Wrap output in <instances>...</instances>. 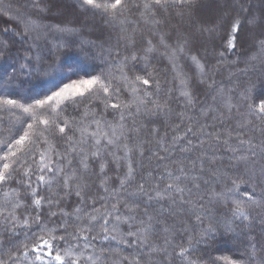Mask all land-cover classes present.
I'll list each match as a JSON object with an SVG mask.
<instances>
[{"label":"snow or ice","instance_id":"1","mask_svg":"<svg viewBox=\"0 0 264 264\" xmlns=\"http://www.w3.org/2000/svg\"><path fill=\"white\" fill-rule=\"evenodd\" d=\"M199 2L200 0H78V6L82 11H90L112 21L119 20L121 25H131V32L127 27L121 28L122 35L118 37V42L125 41V48L135 49V35L141 24H151L153 27L160 25L162 20L157 19V16L168 13L170 9H178L177 14L181 16L186 11L189 16H192ZM210 3L217 5L220 13L216 23L202 30L216 31L227 22V49L235 51L238 44L250 40L254 51L246 63L251 67H255L256 64L264 66V13L259 17L247 15L250 6L244 7L241 0H231V3L230 0H210ZM234 9L235 15H233ZM133 10H136L138 19L134 20L125 16V13ZM245 22L249 26L246 36L242 35ZM34 30L33 24L25 23L24 32L20 34L30 36ZM151 35L155 36L157 33L152 32ZM35 38L39 39L40 36L37 35ZM158 43L164 49L161 54L168 58L173 70L176 69V61L181 56L189 55V51L186 50L187 39L181 40L178 37L176 43L171 45L164 35H160ZM146 44L147 46L142 50L131 51L130 54L122 57L120 48L117 47L115 51L117 58L113 60L112 67L107 73L103 71L95 75L86 73L87 78L72 81L70 84H64L63 87L54 83L52 88L56 90L49 89L48 94L43 96L20 99H12L9 96L0 97V112L18 113L16 119L20 121L21 127H24V122L27 121L26 128L18 138L9 143L0 141V151H4V154L0 156V189H2L0 191L2 220L0 222L8 232H15L21 227L30 228L32 225L38 229V234L32 233L31 246L26 243L21 246L22 251L20 249L15 252L9 251L7 259H0V264H97L100 256L95 251H88L89 242H85L81 247L80 241H87L86 234H91L97 225L99 226L97 237L102 236L105 240L117 239L114 233L119 231L121 223H128L129 227H132L139 204L124 203L122 197L135 182L137 170L143 168V158L148 152L145 145L151 144L153 140H155V150L148 155L150 161H164L166 159L164 154H171L176 145L188 134L205 136L210 143L222 142L228 146L238 163L247 165L249 159L257 155L264 159V139L257 144L252 136L244 139L242 131L254 126V122H258L261 125L260 131L264 134V92H256L254 85L246 87L240 93V100L245 111H237L239 119L236 128L241 131L228 130L226 135H221L222 129L208 132V123H199L198 118L188 116L189 124L184 133L174 135L170 143L165 139L167 132L160 135L159 129L155 126L151 129L152 139L139 140L140 131L146 125L138 123V117H151L158 113L167 114L172 111L168 100L160 102L161 82L155 78L153 72L142 69L143 74L130 76L127 70L130 63L135 67L139 61H143L144 67L147 68L149 58L157 51V47L152 39H147ZM0 48L7 49V43L0 42ZM140 51L143 55L138 54ZM220 55L223 56V53ZM191 59L200 70L202 77L200 82L206 84L209 90L215 89L216 94L212 96L213 102L219 98L223 101L222 107L227 109L228 116L221 111L218 123L231 119L232 109L236 107L232 102V89L217 87L216 80L213 78L216 69L208 67L205 71L206 66L200 64L196 56H191ZM221 62L218 60L217 64ZM30 65L29 60L28 63H21L19 67L22 71H31ZM49 67L52 73L61 71L59 57L56 63ZM247 70L245 68L240 71ZM52 73L46 71V75ZM209 73L212 75L209 76ZM13 75L15 71L10 74V78ZM176 79H179L180 84L186 88V80L182 78L180 72H177ZM153 85L155 91L150 90ZM124 94H127V100L122 99ZM180 95L185 98L183 110L177 113L182 124L187 112L196 107V101L188 91H181ZM78 97H92L103 105V110L97 114L94 109L86 107L79 119H62L60 112L69 103H77ZM109 111L118 115V119L107 120L106 115ZM217 111L216 107L209 105L201 109L200 117L207 120ZM129 118L131 123H128ZM212 119L217 118L212 116ZM181 124L173 125V129L178 131ZM197 124H199L198 127H196ZM233 140L237 142L236 147L232 146ZM187 143L189 146L192 145L191 140ZM204 143L205 140L201 139L200 146L202 147ZM243 146H247L245 151H241ZM184 150L188 151L190 148ZM134 154H137L140 159L133 160ZM204 155L206 153L202 152L201 156ZM108 156L112 157L116 168L122 170L117 176L119 183L115 185L105 174L109 166V161L106 159ZM97 163L99 172L95 174L99 177V183L95 187L102 190V194L101 191L90 192L89 189L93 185L86 179V174L90 171L94 172V166ZM210 163L215 161L212 160ZM201 171H203V163H201ZM152 175L151 171L146 173L148 178ZM165 176L168 182L163 185V188L159 183L148 187L142 181L137 184L134 195L146 197L148 202L170 200L175 204L179 200L181 204L191 206L197 203L199 197H186L190 196L193 188L199 190L201 184L196 182L197 177L190 176L183 163L177 164L176 169L165 166L160 177L163 179ZM255 177V172L248 179H244L242 175L239 179H232L231 187L224 186L220 191L212 190L208 195L225 206L230 204L234 218L249 220L253 207H264V198L256 199ZM259 177L261 182H264V165L259 169ZM185 181L191 183V188ZM13 184L15 187L12 186ZM241 185H249L251 190L244 191L241 196ZM42 191L46 194L42 195ZM72 193L78 198L79 203L72 212H68L60 205ZM110 201L115 203L109 205ZM98 203L100 207H97ZM122 203L129 215L120 214L119 208ZM45 207L48 210L47 220L43 218ZM21 208L25 213L22 219L18 215ZM58 216L63 218V222L54 223V226L50 228L49 223L54 222L53 218ZM144 216L147 217V222L140 220V227H137L135 231L121 233L120 239L125 244L129 242L132 245L139 244L146 249L150 258L148 264H172L173 259L177 258L180 264H201L200 259L193 258L192 253L205 238L217 232V228L209 224L201 231L200 237L195 242L189 237L187 246H182L174 244L177 233L165 225L161 229L164 235L159 242H156L152 239L155 232L151 223L155 217L148 213L147 207L144 209ZM68 219H73L77 224L74 233L67 232ZM196 220L202 223L200 216H196ZM80 224L84 226L81 227ZM57 233L61 234L57 235ZM68 237H71V240ZM129 264H142V262L139 257H136ZM232 264H264V256L257 259L253 248L247 262L234 261Z\"/></svg>","mask_w":264,"mask_h":264},{"label":"trees","instance_id":"2","mask_svg":"<svg viewBox=\"0 0 264 264\" xmlns=\"http://www.w3.org/2000/svg\"><path fill=\"white\" fill-rule=\"evenodd\" d=\"M241 2L246 8L250 6L247 15L259 17L264 13V0H241ZM177 12L178 9H170L166 14H159L157 19H161L162 22L158 26L141 24L135 35L136 48L132 49L125 48V41L118 42V37L122 35L121 28L127 27L131 32V25H121L119 20L112 21L90 11H82L78 6V0H0V42H6L8 45L7 49L0 48V53H2L0 54V97L9 96L12 99H20L21 97L43 96L48 94L49 89L56 90L52 88L54 83L63 87L64 84L87 78L86 73L89 75H95L101 71L107 73L112 67L113 60L117 58L115 56L117 47L120 48L122 57L130 54L131 51L142 50L147 46V39H152L157 51L150 56L147 68L144 67L143 61H139L135 67L130 63L127 70L130 76L138 73L143 74L142 69L153 72L155 78L161 82L160 102L168 100L172 111L167 114L158 113L151 117H138V123L146 125L141 129L138 139H152L151 129L155 126L159 129L160 135L167 132L165 139L170 143L174 135L184 133L189 124L188 116L198 118L199 123H208V132L222 129L221 135H226L228 130L241 131L236 128L239 119L237 111H245L240 100V93L252 85L255 86L256 92H264V66L256 64L255 67H251L246 63L254 51L251 41L245 40L238 44L235 51H231L227 49V22L216 31H203V28H210L216 23V18L220 13L217 5L210 3V0H200L199 6L192 16H189L187 11L183 16L178 15ZM233 15H235V9ZM125 16L134 20L138 19L136 10L125 13ZM25 23L35 26V30L31 32L30 36L20 34L24 32ZM248 27L245 22L242 35H247ZM152 32H156L157 35H151ZM37 35L40 36L39 39L35 38ZM160 35H164L171 45L176 43L178 37L188 41L186 50L189 51V55L181 56L176 61L175 70L168 58L161 54L164 49L158 43ZM221 53L223 56L220 55ZM138 54L143 55V52L140 51ZM191 56H196L199 63L206 66L205 71L208 67L216 69L213 78L216 80L217 87L223 86L226 90L232 89V102L236 107L232 109L231 119L218 123L221 111L225 116H228L227 109L222 107L221 99L218 98L213 102L212 96L216 94L215 89L209 90L206 84L200 82L202 79L200 70ZM57 57H59V66H62V70L52 73L49 65L56 63ZM29 60L32 70H20V64L28 63ZM218 60L222 62L217 64ZM245 68L248 70L240 71ZM14 71L15 75L10 78V74ZM46 71L52 74L46 75ZM177 72H180L182 78L186 80V88L180 84L179 79H176ZM211 75L212 73H209V76ZM150 90L155 91V86L153 85ZM181 91H188L196 101V107L187 112L182 124L177 116V113L183 110L185 103V98L180 95ZM127 98V94L122 96V99L127 100ZM76 99L77 103H69L60 112L62 119H79L86 107L94 109L97 114L103 110V105L93 100L92 97ZM209 105H213L218 111L212 113L205 120L200 117V111ZM149 108H151V104H149ZM16 115L18 113L0 112V141L9 143L23 133L27 121L24 122V127H21ZM212 116H216L217 119H212ZM114 118L118 119V115L109 111L106 119L112 121ZM128 123H131L130 118ZM175 124H181L178 131L173 129ZM198 126L199 124L196 125V127ZM260 128L261 125L254 122V126L242 130L243 138L247 139L252 136L255 138V143L259 144L261 139H264ZM235 131H233V135H235ZM201 139L205 140L202 147L200 146ZM188 140L192 141L191 146L188 145ZM232 146H237L236 140H233ZM145 147L148 152L143 158V168L137 170L135 182L122 197L124 203L139 204V209L135 213L136 220L132 222V227H129L128 223H121L119 231L114 233L117 235V239L105 240L102 236L97 237L99 227L97 225L91 234H86L87 241H80L81 247L85 242H89L88 251H95L100 256L97 264H129L136 257L141 259L142 264H148L150 258L146 249L139 244L132 245L130 242L125 244L120 239L121 233L135 231L137 227H140V220L147 222V217L144 216L146 207L148 213L155 217L151 223L155 232L152 239L156 242H159L164 235L161 229L165 225L177 233L174 244L182 246H187L189 237L195 242L207 225L212 224L217 228V232L205 238L197 246V250L192 253L193 258L198 257L201 264L247 262L253 248L256 251L257 259L264 256V207H253L249 220L237 219L232 216L230 204L225 206L208 195L212 190L220 191L224 186L231 187L232 179H239L242 175L244 179H248L255 172L256 199L264 198V182H261L259 177V169L264 165V159L257 155L250 158L247 165L238 163L228 146L222 142L210 143L205 136L199 134L196 136L188 134L176 145L171 154H164L166 156L164 161L148 159L151 151L155 150V140ZM186 148H190V150L185 151ZM246 148L247 146H243L241 151H245ZM202 152L206 153L203 157L201 156ZM3 154L4 151H0V156ZM106 159L109 161V166L105 174L111 178L114 185L118 184L117 176L121 174L122 170L116 168L112 157L108 156ZM132 159L138 160L140 157L134 154ZM212 160L215 163H210ZM179 163H183L190 176L197 177L196 182L201 184L199 190L193 188L190 196L186 197H199L194 206L181 204L179 200L175 204L170 200L148 202L146 197L134 195L137 184L142 181L148 187L159 183L163 188V185L168 182L166 176L163 179L160 177L165 166L176 169ZM201 163H203V171H201ZM193 165L195 166L193 167ZM149 171L153 174L150 178L146 176ZM98 172L97 163L94 166V172L90 171L86 174V179L89 184L93 185L89 189L90 192L101 191L102 194V190L95 187L99 183V177L95 174ZM177 174L179 173L177 172ZM185 183L191 188L189 181H185ZM12 186L15 187L14 184ZM250 190L249 185H241V196L244 191ZM41 194L46 193L42 191ZM78 203V198L72 193L62 201L60 207L72 212ZM111 203H115V201H110L109 205ZM97 207H100L99 203ZM86 211H90V209H86ZM47 212L45 207L43 217L45 220H47ZM119 212L122 216L129 215L127 209L123 207V203L120 205ZM23 214H25L24 209L21 208L18 213L21 219ZM196 216L201 217L202 223L196 220ZM53 219L54 222L49 223L50 228L54 226V223L63 222V218L59 216ZM67 223V232L74 233L77 224L73 219H68ZM79 226L83 227L84 225L80 224ZM32 233L38 234L35 225L30 228H18L15 232H8L0 222V259H7L9 251L15 252L17 249L22 251L21 246L26 243L31 246ZM60 234L57 233V235ZM68 239L71 240V237ZM72 243H76V241H72ZM172 264H180L179 259H173Z\"/></svg>","mask_w":264,"mask_h":264}]
</instances>
